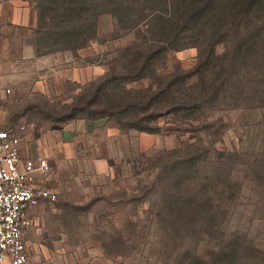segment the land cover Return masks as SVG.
<instances>
[{
  "label": "rangeland",
  "instance_id": "rangeland-1",
  "mask_svg": "<svg viewBox=\"0 0 264 264\" xmlns=\"http://www.w3.org/2000/svg\"><path fill=\"white\" fill-rule=\"evenodd\" d=\"M133 2L105 6L85 48L38 53L0 83V130L35 132L22 143L57 145L70 122L96 128L53 154L48 186L58 198L33 212L43 232L29 264H264L257 25L162 45ZM159 46L170 49L165 59Z\"/></svg>",
  "mask_w": 264,
  "mask_h": 264
},
{
  "label": "trees",
  "instance_id": "trees-1",
  "mask_svg": "<svg viewBox=\"0 0 264 264\" xmlns=\"http://www.w3.org/2000/svg\"><path fill=\"white\" fill-rule=\"evenodd\" d=\"M37 2L38 17L33 41L36 52L40 54L47 51L85 48L96 35L99 15L111 12L103 10L104 7L116 3L122 6L131 0H37ZM133 5V8L137 5L138 15H142L141 19H150V23L155 22L157 32L163 37L159 39L162 45L168 39L176 41V37L178 39L182 33L198 30L202 35L209 34L211 30L212 37L215 35L228 37L231 33L241 35L244 24L250 21L257 25L255 27L258 30L252 44L254 50L259 49L258 42L264 41V21L259 22L261 17H264V0H134ZM92 13H97L93 14L94 18L90 15ZM50 41L53 46H47V50H42L43 44ZM159 47L161 50L157 49L158 54L160 58L165 59L170 49ZM204 55L206 56L204 58H207L208 55ZM147 58L145 55L144 60ZM142 70L135 74L136 77L148 75L141 73ZM81 100L83 101L84 97Z\"/></svg>",
  "mask_w": 264,
  "mask_h": 264
},
{
  "label": "built area",
  "instance_id": "built-area-1",
  "mask_svg": "<svg viewBox=\"0 0 264 264\" xmlns=\"http://www.w3.org/2000/svg\"><path fill=\"white\" fill-rule=\"evenodd\" d=\"M25 131L0 130V264H29L24 236L33 227L31 212L42 200L58 198L48 186L50 160L22 153Z\"/></svg>",
  "mask_w": 264,
  "mask_h": 264
},
{
  "label": "crops",
  "instance_id": "crops-1",
  "mask_svg": "<svg viewBox=\"0 0 264 264\" xmlns=\"http://www.w3.org/2000/svg\"><path fill=\"white\" fill-rule=\"evenodd\" d=\"M36 19L34 6L29 0H0V83L18 79L23 72H26L24 67L39 57L33 41ZM92 129H89L85 122L63 124L54 133L62 134L58 141L56 139L57 145H52V141H46L44 146L40 148H37L36 142L34 144L30 135H26L21 144L22 153L27 157L46 155L52 161L55 159L53 154L61 148H66L69 151L73 148L76 149L75 136L77 134H91ZM93 130L96 131V128ZM24 134H35V132L25 131ZM35 208L31 212L33 227L24 236L28 257L30 256L28 245L32 246L35 237L40 236L43 232L39 225L41 217L38 219L36 214H33Z\"/></svg>",
  "mask_w": 264,
  "mask_h": 264
}]
</instances>
